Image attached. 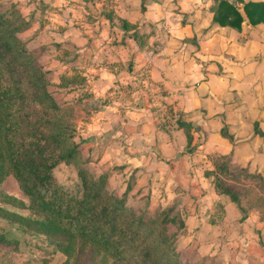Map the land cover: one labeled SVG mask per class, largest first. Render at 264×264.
I'll return each instance as SVG.
<instances>
[{
	"label": "crops",
	"instance_id": "1",
	"mask_svg": "<svg viewBox=\"0 0 264 264\" xmlns=\"http://www.w3.org/2000/svg\"><path fill=\"white\" fill-rule=\"evenodd\" d=\"M0 1L19 8V36L56 84L76 98L85 90L82 144L109 188L129 187L130 201L146 194L152 209L174 205L185 223L176 248L189 261L264 264V189L237 182L249 185L237 203L213 183L224 155L264 180V136L254 132L255 122L264 131V22L243 10L264 0L232 3L239 28L213 19L216 0Z\"/></svg>",
	"mask_w": 264,
	"mask_h": 264
},
{
	"label": "trees",
	"instance_id": "2",
	"mask_svg": "<svg viewBox=\"0 0 264 264\" xmlns=\"http://www.w3.org/2000/svg\"><path fill=\"white\" fill-rule=\"evenodd\" d=\"M216 1L213 19L239 28L243 21L239 9L225 0ZM243 10L252 24L264 22V4L247 1ZM24 25L16 9L0 10V181L12 175L20 192L15 202L42 215L24 218L37 233L56 238V249L64 255L58 264H203L189 263L176 248L185 223L174 205L139 211L128 199L129 187L118 193L109 188L107 171L95 176L84 166L87 158L74 139L68 103L57 101L39 53L19 38ZM17 74L21 79L15 78ZM27 95L35 112L27 110ZM35 106L42 113V129L35 124L39 121ZM177 123L190 127L181 120ZM254 132L264 136L256 122ZM222 133L232 138L224 129ZM229 159L224 155L215 160L213 183L218 193L239 203L243 189L237 182L250 180L264 189L260 173L231 167ZM60 161L76 167L80 195L55 180L53 167ZM171 225L177 230L170 231ZM19 244L0 225V248L14 251Z\"/></svg>",
	"mask_w": 264,
	"mask_h": 264
},
{
	"label": "rangeland",
	"instance_id": "3",
	"mask_svg": "<svg viewBox=\"0 0 264 264\" xmlns=\"http://www.w3.org/2000/svg\"><path fill=\"white\" fill-rule=\"evenodd\" d=\"M11 9H16L17 13L21 16V12L15 4L5 1H0V10L3 11H9ZM17 23L20 22V18H18ZM18 31V36H19ZM19 38L23 41H25L23 38L19 36ZM39 62L40 57L38 58ZM43 65V64H42ZM43 70L47 71V75L50 79L49 87L53 91V94L55 95V98L57 101L61 104H67L68 107L67 110L70 115L71 122L74 125V139L78 142L79 147L81 149V153L83 157L86 159L87 162L84 161V166L89 168V171L97 176L104 172L102 167H98L100 163H97V159L94 160L93 164L90 162L91 157H87L85 150V145L82 144V135L80 132H82L81 125L78 127V114L80 112V108L78 109V97L83 96L84 89L78 90V96L76 98L75 92L70 93L71 88L70 85L66 86H59V84H56L58 82L57 78H54L52 75V72L49 71L48 68H45L43 65ZM16 79L19 78V74L15 76ZM26 104L28 105V111H32L31 108L33 106V102L28 98L27 95ZM35 109L37 110V117L36 113L33 114V119L38 118L39 121L35 122L36 127L39 129H42L41 124V117L42 113L38 106H35ZM35 112V111H32ZM80 118V117H79ZM53 174L55 177V180L57 183L62 185L65 189L70 191L73 194L80 195L82 191V185L81 181L79 179V176L77 174V169L73 164H67L63 161H60L53 167ZM241 186V185H240ZM249 187V185L244 184L241 186L242 189ZM263 189V188H262ZM147 196L146 194H144ZM20 196L19 188L17 185V182L15 178L12 175L5 176L0 181V222L8 223L9 220H13L14 223L11 224V230L8 228H5L4 231L7 232V234L13 238L18 239L21 242V245L19 244L18 248L14 250V253H11L12 251L7 250L6 248H0V264H58L60 261L63 260L64 255L56 249V238L47 236L45 234L37 233L35 231V226L30 223L27 219L24 217L31 216V217H37L40 218L42 215L40 213H37L33 210H30L28 207H21L18 203L15 202L16 197ZM140 197L139 199L134 198L130 201L134 205V207L137 210L141 211H147L148 209L151 210L153 206H151L150 201L147 197ZM161 208V207H159ZM20 215V217L18 216ZM2 227V226H1ZM3 228V227H2ZM31 229V230H29ZM23 230V231H22ZM176 227L172 226L170 227V231H176ZM178 250V249H177ZM180 254L187 260L189 263H195L192 262V260H188L186 257V253L178 250ZM13 256H21L23 257L18 258L17 260L13 258ZM21 259V260H19ZM19 260V261H18Z\"/></svg>",
	"mask_w": 264,
	"mask_h": 264
},
{
	"label": "built area",
	"instance_id": "4",
	"mask_svg": "<svg viewBox=\"0 0 264 264\" xmlns=\"http://www.w3.org/2000/svg\"><path fill=\"white\" fill-rule=\"evenodd\" d=\"M225 1H227L229 3L239 4L240 1H242V0H225Z\"/></svg>",
	"mask_w": 264,
	"mask_h": 264
}]
</instances>
